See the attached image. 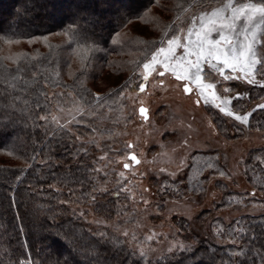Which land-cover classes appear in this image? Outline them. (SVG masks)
Segmentation results:
<instances>
[{"label": "rangeland", "instance_id": "obj_1", "mask_svg": "<svg viewBox=\"0 0 264 264\" xmlns=\"http://www.w3.org/2000/svg\"><path fill=\"white\" fill-rule=\"evenodd\" d=\"M61 1L55 7L39 5L34 11L48 12L54 20H59L62 13L73 12L79 4L87 3L95 10L84 19L96 24L102 19L115 21L114 17L125 11L127 4L137 0ZM201 2L193 0L174 13L151 5L143 18L130 20L112 36L110 46L105 49L108 66L95 57L90 58L87 67L90 75L84 80L88 95L76 94L63 80L57 86L46 87L47 104L41 105L48 117L46 126L52 130L50 135L56 130L68 132L79 143L91 146L90 154L95 157L96 169H100L97 175L101 192L119 193L118 216L106 220L95 215L90 205L74 207L77 216L96 227L115 231L149 259L163 255L169 247L174 251L180 244H196L180 228L179 219L197 225L200 224L196 221L199 215L211 213L212 226L221 229L222 225L230 224L243 214L264 213V127L257 125L255 116L258 113H253V110L264 113V109L258 107L264 104V92L247 84L229 82L235 91L243 93V99H233L230 107L234 111L243 108L239 114L253 113L247 125L223 116L217 109L205 105L203 100L198 104L195 90L184 93L182 86H177L178 82L168 76L159 78L153 73L145 84V91L139 92L138 85L143 82L142 64L150 59L151 52L160 46L161 41L166 46L167 39L173 34L186 35L191 17L201 14ZM221 2L203 0L207 5L203 10L210 12L228 3ZM161 3L167 4H158ZM246 3L262 4L264 0H233L234 6ZM107 8L114 10L109 12ZM5 9L2 7L0 13ZM6 13L15 17L21 11ZM239 23L242 26L243 20ZM138 37H144L142 43ZM260 37L264 39V28ZM45 41L62 45L68 42L60 32L49 33L45 39L4 41L0 44V53L7 57L33 47L41 49ZM258 48V54H261L264 47ZM100 52L101 49L95 48L91 53ZM63 55H71V66L77 65L72 53L65 50ZM96 97L102 98L99 104ZM76 105L83 108L82 115L75 111ZM139 105L148 109L147 119L138 114ZM53 116L56 122H53ZM61 125L66 127L62 130ZM129 152L135 153L139 164H132L127 158ZM189 154L201 161L210 160L214 167L205 168L202 176L188 182L185 176L189 168L181 171L178 165ZM0 161L12 162L2 152ZM246 161H249L248 165ZM126 162L129 163L128 169L123 167ZM188 163L191 164V160ZM247 170L250 173L255 171L250 181L245 174ZM171 173L177 175L178 182H172ZM228 245L234 246V254L242 257L241 244L230 241ZM200 256L204 257L202 264H211L207 256Z\"/></svg>", "mask_w": 264, "mask_h": 264}, {"label": "trees", "instance_id": "obj_2", "mask_svg": "<svg viewBox=\"0 0 264 264\" xmlns=\"http://www.w3.org/2000/svg\"><path fill=\"white\" fill-rule=\"evenodd\" d=\"M191 1L137 0L127 4L125 11L114 17L115 21L102 19L93 24L84 19L95 10L87 3L54 20L48 12H35L34 7L43 4L55 7L61 0H0V9L6 8L0 13V44L9 40L45 39L47 34L58 32L68 41L64 45L45 41L44 48L33 47L7 57L0 53V152L12 160L0 161V264L26 261L29 251L35 264H55L57 254L66 251L62 240L78 251L85 264H178L179 250H174L175 255L166 252L153 259L141 257L115 231L96 227L77 216L74 207L87 205L106 220L118 216L119 193L101 192L91 146L79 143L68 132L56 130L50 135L52 130L39 117L47 115L41 105L47 104L48 85L57 86L64 80L76 94H89L84 80L90 75L87 70L90 58L108 66L105 49L126 23L143 18L153 4L174 13ZM225 1L228 0L221 3ZM7 10H20L21 14L10 17ZM138 38L142 43L144 37ZM95 48L101 49L100 54L91 53ZM65 50L76 57L75 67L71 66V55H63ZM253 88L264 92L259 87ZM253 113H258L257 125L264 127L263 111ZM254 173L247 170V180L253 179ZM207 214L197 217L200 222L197 225L178 220L180 228L196 243L192 246L197 256H207L211 264H261L257 253L264 255V213L243 214L221 229L212 226L211 213ZM56 231L61 239L51 235ZM100 233L104 236L100 237ZM230 241L241 244L242 257L234 254V246L228 245ZM186 264L192 261L187 260Z\"/></svg>", "mask_w": 264, "mask_h": 264}, {"label": "snow or ice", "instance_id": "obj_3", "mask_svg": "<svg viewBox=\"0 0 264 264\" xmlns=\"http://www.w3.org/2000/svg\"><path fill=\"white\" fill-rule=\"evenodd\" d=\"M199 7L202 9L201 14L191 17V26L187 28L186 35L173 34L167 39L166 46L161 41L160 46L151 52L150 59H146L142 64L143 82L138 85L139 92L145 91V84L153 73L159 78L168 76L178 82L177 86H182L184 93H192L195 90L198 104L203 100L205 105L217 109L223 116L233 118L241 125H247L253 113L239 114L243 108L234 111L233 107H230L233 99H243V93L235 91L229 82H239L264 90V54H258L257 51L258 46L264 47V39L260 37V31L264 28V3L234 6L233 0H228L224 6L215 7L209 12L203 10L207 5L202 0ZM241 20L242 26L239 23ZM8 42L11 43V40ZM45 99L47 100V96ZM101 99L96 97L97 104ZM72 103L76 104L74 100ZM258 107L264 109V104ZM75 111L83 114V108L79 105H76ZM147 112V108L143 106L139 108V114L144 119H147ZM69 114L71 115V110ZM39 119L47 122L48 117L41 116ZM52 120L56 122V117L53 116ZM72 120H75L74 115ZM65 127L66 125H61L62 130ZM128 147L131 148V145ZM100 159L103 160L104 157ZM130 160L136 164L140 163L135 154L130 156ZM189 160L191 164L188 163ZM123 167L128 169L129 163H124ZM213 167L210 160L201 161L190 154L178 165L181 171L189 168L185 176L188 182L202 176L205 168ZM94 171L99 172L100 169ZM220 174L224 175L222 172ZM169 175L173 183L178 182L175 173ZM123 176L124 173L121 172L120 177ZM217 232L221 234L218 229ZM51 235L55 239H61L59 231ZM99 235L103 237L104 233ZM125 235L127 236V233ZM61 242L66 251L57 254L55 264H85V260L80 259L78 251L67 240ZM178 250L181 253L178 264H186L187 260H191L192 264H202L204 260L203 256H197L192 245L180 244ZM168 252L175 255L173 247H169ZM184 253H188L189 256L184 257ZM140 255L143 257L145 253L141 252ZM257 255L260 256L261 264H264V255L259 253ZM26 261L27 264H35L30 251L26 253ZM26 261L20 260L17 264H26Z\"/></svg>", "mask_w": 264, "mask_h": 264}, {"label": "water", "instance_id": "obj_4", "mask_svg": "<svg viewBox=\"0 0 264 264\" xmlns=\"http://www.w3.org/2000/svg\"><path fill=\"white\" fill-rule=\"evenodd\" d=\"M141 106H143V107H145L144 105H139L138 106V114H139V108L141 107ZM146 108V107H145ZM140 115V114H139ZM147 116H148V114H147ZM144 119V118H143ZM133 154H135V153H133V152H129L128 154H127V158L130 160V156L131 155H133ZM138 159V158H137ZM132 164L134 165V164H136L134 161H132Z\"/></svg>", "mask_w": 264, "mask_h": 264}]
</instances>
